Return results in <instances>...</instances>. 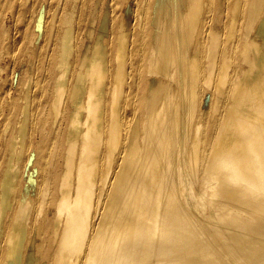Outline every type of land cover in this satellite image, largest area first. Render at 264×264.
Listing matches in <instances>:
<instances>
[{
    "label": "bare ground",
    "instance_id": "bare-ground-1",
    "mask_svg": "<svg viewBox=\"0 0 264 264\" xmlns=\"http://www.w3.org/2000/svg\"><path fill=\"white\" fill-rule=\"evenodd\" d=\"M0 264H264V0H0Z\"/></svg>",
    "mask_w": 264,
    "mask_h": 264
}]
</instances>
